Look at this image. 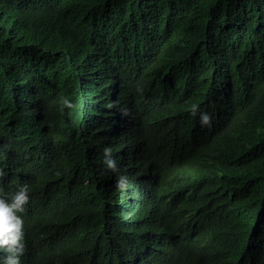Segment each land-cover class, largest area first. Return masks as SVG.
I'll return each instance as SVG.
<instances>
[{"label": "trees", "instance_id": "16d2710c", "mask_svg": "<svg viewBox=\"0 0 264 264\" xmlns=\"http://www.w3.org/2000/svg\"><path fill=\"white\" fill-rule=\"evenodd\" d=\"M0 169L21 264H264V0H0ZM159 169L188 241L122 208Z\"/></svg>", "mask_w": 264, "mask_h": 264}, {"label": "clouds", "instance_id": "9594fccd", "mask_svg": "<svg viewBox=\"0 0 264 264\" xmlns=\"http://www.w3.org/2000/svg\"><path fill=\"white\" fill-rule=\"evenodd\" d=\"M155 43L156 49L159 43ZM62 103L69 107L72 106V101L67 98H64ZM120 106L121 104L118 103V107ZM116 111L122 116L119 121L114 123L115 128L121 130L129 128V107L124 106ZM191 114L194 117L199 115L202 127L211 126L212 115L208 111L200 109L197 104L191 105ZM103 152L104 162L107 167L114 172L119 171L117 160L112 155L113 148L105 146ZM2 175H4V172L0 169V176ZM158 175L159 186L157 185ZM134 181L129 186L128 184L131 181L126 174H120L115 181V188L124 191L122 208L126 209L131 217L138 220L148 210L152 214L156 213L158 205L167 211L163 221L167 223L173 236L178 240L188 241L191 238L190 216L177 204V187L175 184L170 183L165 178L161 169L158 170L154 177L148 180ZM29 199V187L27 184L21 185L10 196L0 186V251L6 252L5 256L0 259V264H21V262L25 263L26 261L29 252H27L28 247H26V223L22 213L25 212ZM150 199L153 202L151 205L148 203Z\"/></svg>", "mask_w": 264, "mask_h": 264}, {"label": "bare ground", "instance_id": "6f19581e", "mask_svg": "<svg viewBox=\"0 0 264 264\" xmlns=\"http://www.w3.org/2000/svg\"><path fill=\"white\" fill-rule=\"evenodd\" d=\"M132 201V200H131Z\"/></svg>", "mask_w": 264, "mask_h": 264}]
</instances>
